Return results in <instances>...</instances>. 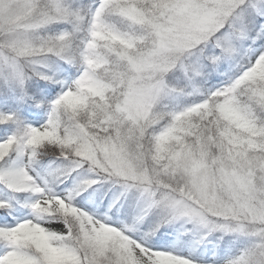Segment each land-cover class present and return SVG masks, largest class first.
<instances>
[{"label":"snow or ice","instance_id":"1","mask_svg":"<svg viewBox=\"0 0 264 264\" xmlns=\"http://www.w3.org/2000/svg\"><path fill=\"white\" fill-rule=\"evenodd\" d=\"M0 264H264V0H0Z\"/></svg>","mask_w":264,"mask_h":264}]
</instances>
